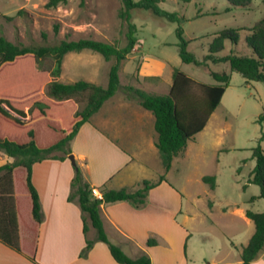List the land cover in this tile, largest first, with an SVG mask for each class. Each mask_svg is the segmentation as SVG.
<instances>
[{"label": "rangeland", "instance_id": "obj_1", "mask_svg": "<svg viewBox=\"0 0 264 264\" xmlns=\"http://www.w3.org/2000/svg\"><path fill=\"white\" fill-rule=\"evenodd\" d=\"M46 1L0 0V34L24 45L55 44L62 39L80 38L119 46L127 43L126 25L118 17L121 0H84L83 5L80 0H67L53 8H47ZM228 5L227 0H161L159 6L177 12L182 17L180 22L169 21L147 10H134L132 20L137 27L134 36L139 45L132 54L134 58L125 60L119 72L122 84L135 86L138 67L144 63L142 70L146 68L160 78H148L144 85L151 84L152 88L155 84L161 85L155 90L161 93L172 81L173 68L208 84L215 83L211 71L231 73L229 85L204 128L174 157L165 174L167 180L153 191V202L163 214L150 222L154 231H147L148 237L157 242L159 238L162 242H186L187 264L239 262L241 247L254 231V223L246 217L245 211H264L260 187L249 182L256 164L252 149L258 144L264 149V122L258 121L264 111V83L246 82L240 73L230 71L227 62L195 65L183 62L178 54L176 28L179 25L184 38L189 40L188 50L201 60L208 53L214 33L224 28L251 26L264 15L263 0H252L248 9L232 7L226 11ZM245 35L246 31L240 30L237 45L226 41L219 54H228L232 48L249 53L251 49ZM110 63L91 50L71 51L64 56L58 79L63 82L86 79L106 85ZM46 74L50 80V75ZM45 91L46 83L42 87L44 94ZM194 92L200 93L198 88ZM74 102L77 109H81L85 99ZM151 168L154 172L156 164ZM158 168V173L162 174L163 167ZM206 175L215 176L214 188L202 179ZM15 179L16 196L20 199L21 211H25V184L19 173ZM252 197L255 198L251 200ZM90 229L88 236L93 237L95 229ZM134 233L142 239L145 231L140 228ZM134 242L136 248L141 247ZM113 243L122 249L125 247L123 242ZM250 264H264V251Z\"/></svg>", "mask_w": 264, "mask_h": 264}, {"label": "trees", "instance_id": "obj_2", "mask_svg": "<svg viewBox=\"0 0 264 264\" xmlns=\"http://www.w3.org/2000/svg\"><path fill=\"white\" fill-rule=\"evenodd\" d=\"M160 1L121 0L118 17L127 29V43L123 46L93 38L24 45L14 43L0 34V151L13 157L12 162L0 166V241L36 264L38 230L43 213L38 192L31 179L32 165L43 159L56 157L53 152L60 151L64 154L59 158L68 154V143L81 125L90 121L103 103L121 87V65L139 45L134 36L137 31L132 20L134 10H147L169 21L182 20L177 12L162 9ZM66 2L67 0H47L45 6L53 8ZM83 2L84 0H80L81 5ZM227 2L229 5L226 11H230L232 7L248 9L252 0ZM240 30L246 31L245 42L251 51L240 53L232 48L228 54L220 55L226 41H230L233 46L237 45ZM176 34L179 37L178 54L183 62L195 65L227 62L230 71L240 73L246 82L264 83V15L251 26L224 28L214 33L208 53L201 60L188 50L189 40L184 38L180 25L176 28ZM82 50L94 51L111 62L106 85L86 79L72 82L58 79L64 56L68 52ZM47 62L49 65L44 66ZM46 73L50 75V80H47ZM210 75L215 83L195 80L182 70L173 68L167 93L148 92L133 85L122 86L126 98L136 100L154 116L155 145L160 153L164 172L156 180H142L135 190L101 188L102 199H98L92 194V186L80 167L75 165L68 200L76 201L82 211L85 246L80 256H87L95 241H103L118 263L151 264V258L145 251L133 258L110 241L104 228L101 205L128 201L134 207L142 208L148 201L149 190L167 180L165 174L170 169L172 160L185 149L187 141L204 128L229 85L230 72L211 71ZM45 83L46 94L42 92ZM197 88L199 95L194 92ZM79 98L85 99L81 109H77L74 102ZM258 121L264 122V111L259 114ZM252 157L256 164L249 182L260 187L259 197L264 199V149L259 144L252 149ZM17 173L25 184V211H21L20 199L16 196ZM202 179L211 188L215 187V176L206 175ZM245 215L253 221L254 231L248 242L242 245L240 260L236 264H250L264 251V211L247 209ZM30 218L33 220L32 225L28 224ZM91 227L96 232L94 238L88 236ZM146 244L153 246L158 242L155 238L148 237Z\"/></svg>", "mask_w": 264, "mask_h": 264}, {"label": "crops", "instance_id": "obj_3", "mask_svg": "<svg viewBox=\"0 0 264 264\" xmlns=\"http://www.w3.org/2000/svg\"><path fill=\"white\" fill-rule=\"evenodd\" d=\"M133 52L125 60L134 58ZM142 60L147 59L142 57ZM143 64L138 67L135 87L161 93L155 91L161 85L155 84L153 88L151 84H147L149 88L144 85L143 82L148 78H160L158 74L146 71V68L142 70ZM120 85L122 87L127 84L120 81ZM170 85L171 82L167 83L162 93H167ZM121 87L103 103L90 121L81 125L68 143V154L59 158L64 154L53 152L56 157L32 165L31 179L38 192L43 213L35 255L38 264H121L114 260L108 245L103 241H95L87 256H80L85 246L82 211L76 201L68 200L75 165L80 167L90 185L99 190L104 187L135 190L142 180H156L160 175L157 169L163 165L155 145L154 116L136 100L126 98ZM71 153L75 165L68 158ZM12 161L13 157L0 151V166ZM154 164L156 169L152 172ZM156 187L149 190L148 201L142 208H136L128 201L102 204L101 216L105 231L110 241L123 242V250L130 257H137L145 251L151 258V264H187L186 242H162L159 238L157 245H146L147 231H154L150 222L161 218L163 214L153 202ZM28 224H33L31 218ZM140 228L145 231L142 239H138L134 233ZM94 237L95 234L91 238ZM134 240L141 247L136 248ZM0 264L36 263L0 241Z\"/></svg>", "mask_w": 264, "mask_h": 264}, {"label": "built area", "instance_id": "obj_4", "mask_svg": "<svg viewBox=\"0 0 264 264\" xmlns=\"http://www.w3.org/2000/svg\"><path fill=\"white\" fill-rule=\"evenodd\" d=\"M92 194H93L96 198H98V199H102V193H101V191H100L98 188H96V187H92Z\"/></svg>", "mask_w": 264, "mask_h": 264}, {"label": "water", "instance_id": "obj_5", "mask_svg": "<svg viewBox=\"0 0 264 264\" xmlns=\"http://www.w3.org/2000/svg\"><path fill=\"white\" fill-rule=\"evenodd\" d=\"M68 158H70L72 164H74V165L76 164V161H75V158H74V155L73 154H69L68 155Z\"/></svg>", "mask_w": 264, "mask_h": 264}]
</instances>
